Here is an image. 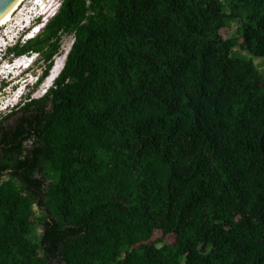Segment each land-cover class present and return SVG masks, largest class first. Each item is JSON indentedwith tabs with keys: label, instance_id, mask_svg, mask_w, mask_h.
Masks as SVG:
<instances>
[{
	"label": "trees",
	"instance_id": "16d2710c",
	"mask_svg": "<svg viewBox=\"0 0 264 264\" xmlns=\"http://www.w3.org/2000/svg\"><path fill=\"white\" fill-rule=\"evenodd\" d=\"M63 36L0 119V264H264V0H62L8 51L42 84Z\"/></svg>",
	"mask_w": 264,
	"mask_h": 264
},
{
	"label": "rangeland",
	"instance_id": "374dc122",
	"mask_svg": "<svg viewBox=\"0 0 264 264\" xmlns=\"http://www.w3.org/2000/svg\"><path fill=\"white\" fill-rule=\"evenodd\" d=\"M62 0H59V7L61 4ZM226 2V1H224ZM59 7L57 8L56 12L50 13L45 15L43 19H45L42 22L43 24L46 23V21H49L59 10ZM38 22H34L31 24L25 31H31L32 26L34 24H37ZM240 26V21L239 20H234L230 22V25L228 28L222 31V35L224 38H231L234 37L237 34V31ZM29 29V30H28ZM42 29V28H41ZM40 29V31H41ZM40 31H34L33 34L30 36V38H34L36 34H38ZM23 32L19 34V38L22 40ZM18 39H16L17 41ZM25 40V39H23ZM74 38L71 36H63L62 42H61V50L60 53L54 58L53 61V69L50 71V76L49 78L44 81L42 84H38V78L43 74V72L47 68V63L43 61V59H37L31 66L30 64V59L33 56H38L37 54H31V55H26L23 56L21 59L18 58L19 60L17 63L14 62V58L12 54H10L9 51H7V56L4 57L2 54L0 55V58L2 61H0V64L3 61H9L8 65H4L3 68L0 69V119L1 117L10 114L11 110H16L18 105L24 101V98L27 96L31 99H39L43 97L46 94V91L49 90L53 84L54 81L57 79L59 74L64 68L67 54L69 53L71 46L73 44ZM24 41H21V43ZM235 55H237L240 58H243L248 61H252L253 64L257 67V69L261 72L263 78H264V63L263 59L250 54L246 51H243L239 48L235 49ZM17 59V58H16ZM14 65V66H13ZM8 68V69H4ZM5 79L3 82L2 80ZM20 115H14L12 118H10L8 122V127L10 126H15ZM40 213L38 209L36 210V216L40 217ZM43 233V227L40 224H36L35 226V234L37 236H41Z\"/></svg>",
	"mask_w": 264,
	"mask_h": 264
},
{
	"label": "water",
	"instance_id": "95a60500",
	"mask_svg": "<svg viewBox=\"0 0 264 264\" xmlns=\"http://www.w3.org/2000/svg\"><path fill=\"white\" fill-rule=\"evenodd\" d=\"M58 7L59 0H0V55L38 18L56 12ZM11 172L1 171L3 175Z\"/></svg>",
	"mask_w": 264,
	"mask_h": 264
},
{
	"label": "clouds",
	"instance_id": "9594fccd",
	"mask_svg": "<svg viewBox=\"0 0 264 264\" xmlns=\"http://www.w3.org/2000/svg\"><path fill=\"white\" fill-rule=\"evenodd\" d=\"M48 16V15H47ZM44 17H46V16H42V17H40V18H38L36 21H35V23L36 22H38L37 24H34V26H32V30L31 31H28V32H26L25 30L23 31V36H22V40H21V38H19V37H17L16 39H18L17 41L15 40L14 41V43L13 44H11V45H9L5 50H4V52L2 53V56H6L7 55V51H8V49L9 48H11V47H13L14 45H16V44H18V43H21V41H24L23 39H25L26 40V37H28L29 36V38H30V36L33 34V32L34 31H40V29L41 28H43L45 25H46V23L48 22V21H46V23L45 24H43V23H41L42 22V19L44 18ZM45 19H43V21H44ZM29 30V29H28ZM37 35V34H36ZM30 39H32V38H30ZM39 58V56H33L30 60V66L37 60ZM18 59V58H17ZM16 60V59H15ZM1 77V76H0ZM5 79H7V78H4L3 80H2V82L5 80ZM0 89H1V87H0Z\"/></svg>",
	"mask_w": 264,
	"mask_h": 264
},
{
	"label": "built area",
	"instance_id": "2783aa9c",
	"mask_svg": "<svg viewBox=\"0 0 264 264\" xmlns=\"http://www.w3.org/2000/svg\"><path fill=\"white\" fill-rule=\"evenodd\" d=\"M55 16V15H54ZM30 38H29V36L28 37H26V40H24V42H22V43H25L26 41H28ZM26 56V55H25ZM23 56H21V57H19L20 59L22 58ZM17 60H19V59H17ZM31 61V60H30ZM29 61V62H30Z\"/></svg>",
	"mask_w": 264,
	"mask_h": 264
}]
</instances>
